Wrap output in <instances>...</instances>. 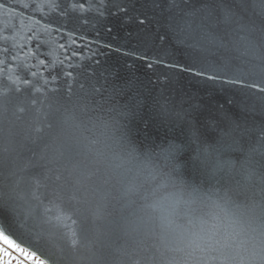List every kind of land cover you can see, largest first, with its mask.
I'll return each instance as SVG.
<instances>
[{"label":"water","instance_id":"95a60500","mask_svg":"<svg viewBox=\"0 0 264 264\" xmlns=\"http://www.w3.org/2000/svg\"><path fill=\"white\" fill-rule=\"evenodd\" d=\"M57 2L0 0V230L40 260L39 248L55 259L64 241L76 243L82 227L67 170L49 162L68 109L116 117L144 143L185 141L191 129L211 140V125L221 115L251 127L252 142L264 138V101L224 83L231 72L213 83L178 69H150L121 54L137 48L147 30L155 37L149 55L165 63L182 68L192 55H203L229 59L233 70L258 72L264 55L261 0H139L127 17L92 11L87 19L54 11ZM208 2L219 7L209 13ZM204 18H210L208 26L196 29ZM207 33L227 50L193 51L190 45Z\"/></svg>","mask_w":264,"mask_h":264},{"label":"clouds","instance_id":"9594fccd","mask_svg":"<svg viewBox=\"0 0 264 264\" xmlns=\"http://www.w3.org/2000/svg\"><path fill=\"white\" fill-rule=\"evenodd\" d=\"M211 130L144 143L68 109L49 162L67 170L82 227L55 259L39 248L42 264H264V138L227 115Z\"/></svg>","mask_w":264,"mask_h":264},{"label":"snow or ice","instance_id":"6c2138e0","mask_svg":"<svg viewBox=\"0 0 264 264\" xmlns=\"http://www.w3.org/2000/svg\"><path fill=\"white\" fill-rule=\"evenodd\" d=\"M139 0H92L89 4L88 0H64L62 5L59 0L55 5L54 11H60L64 16L80 14L83 19L88 18V14L95 11L98 14H108L112 16H118L124 18L129 16V13L135 11V4ZM95 4V8H93ZM261 4L264 5V0H261ZM205 8L211 13L219 5L208 2L204 5ZM183 14V10H182ZM210 18L202 19L198 24H196V29L203 30L209 24ZM144 21H140L142 25ZM187 27L192 29V21L189 20ZM207 39H202L201 41L194 42L190 45L193 51L199 50L204 52L208 50L209 47L224 48L227 50V45L223 41L217 40L211 33H207ZM155 37L152 33L145 30L139 36V44L137 48L130 49L128 51L122 52L124 56L131 57L133 60H143L147 66L151 69L153 67L159 66L169 70H180L187 72L190 75L200 78H206L207 80L216 83L221 82V76L226 75L231 72V76L224 81L229 86H238L241 92L249 93L255 98L264 101V55L258 57L261 61L260 71H242L239 69L233 70L229 59H223L222 61H211L208 60L206 56L192 55L186 66L179 68L177 64L165 63L164 57L156 55L150 56L149 50L154 46ZM75 55V54H73ZM71 75V74H69ZM0 239L3 243L7 244L9 247L17 249L22 256L32 260L34 259V254L26 252L24 249L19 248L7 235H0ZM5 255H8L5 253ZM7 264V262H6ZM36 264H42L41 261L37 260Z\"/></svg>","mask_w":264,"mask_h":264},{"label":"rangeland","instance_id":"374dc122","mask_svg":"<svg viewBox=\"0 0 264 264\" xmlns=\"http://www.w3.org/2000/svg\"><path fill=\"white\" fill-rule=\"evenodd\" d=\"M25 251L29 252L27 250ZM5 253H7L8 255H5ZM37 260L42 261L35 255L34 259L29 260L22 256L20 252L17 251V249L9 247L7 244L0 242V264H6V262L7 264H36Z\"/></svg>","mask_w":264,"mask_h":264}]
</instances>
